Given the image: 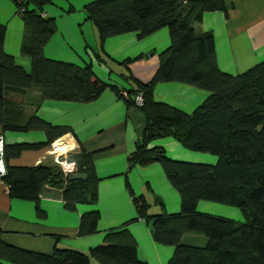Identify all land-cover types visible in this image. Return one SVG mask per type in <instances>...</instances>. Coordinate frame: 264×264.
Here are the masks:
<instances>
[{
	"label": "trees",
	"instance_id": "trees-1",
	"mask_svg": "<svg viewBox=\"0 0 264 264\" xmlns=\"http://www.w3.org/2000/svg\"><path fill=\"white\" fill-rule=\"evenodd\" d=\"M53 0H21L18 15L24 23L21 55L31 60L27 72L5 51L6 27L0 25V127L2 131H41L43 144H15L5 148L7 175L3 178L12 198L37 203L45 187L64 191L65 207L74 211L79 203H98V182L94 154L82 149L71 156L78 172L87 180L66 178L60 165L14 167L9 162L24 151L41 150L74 130L54 126L38 116L20 123L15 117V99L27 90L40 91L43 100L91 103L108 87L96 79L91 66L51 60L45 48L57 31L52 18L43 17ZM85 11L99 31L101 47L111 37L138 33L147 37L163 28L170 32L171 45L160 54V66L144 93L141 108L146 129L136 150L129 157V169L162 165L170 184L181 196V212L151 216L143 198L135 199L138 218L152 223L155 242L174 247L168 264H264V60L248 71L231 75L217 62L216 41L210 32L196 26L207 13H229L224 0H97ZM177 82L206 90L210 95L192 113L156 102L157 84ZM118 91V90H117ZM139 92L128 93V105H135ZM2 133V132H1ZM171 137L184 148L209 153L218 158L215 165L175 161L163 148H149L159 138ZM212 202L240 209L245 223L200 213V202ZM164 208L163 204H160ZM41 212V211H40ZM99 211L81 218L80 235L98 231ZM134 221V220H133ZM0 231V235H1ZM186 234L208 239L205 247L182 243ZM147 264L138 257V244L128 229L110 232L105 244L89 254L56 249L41 254L6 244L0 238V264Z\"/></svg>",
	"mask_w": 264,
	"mask_h": 264
},
{
	"label": "crops",
	"instance_id": "crops-1",
	"mask_svg": "<svg viewBox=\"0 0 264 264\" xmlns=\"http://www.w3.org/2000/svg\"><path fill=\"white\" fill-rule=\"evenodd\" d=\"M21 0H0V25L6 27L5 51L15 58L18 66L31 71V60L21 55L24 23L18 15ZM97 0H53L45 6L43 17L56 22L57 31L45 48L48 59L91 66L96 79L107 88L91 103L43 100L40 91L27 90L23 99H15V117L25 123L38 116L54 126L71 127L67 134L52 146L41 150L24 151L9 162L14 167L58 165L84 149L94 154L98 182V203H79L70 211L65 207L64 191L45 187L37 203L12 198L5 183H0V238L8 245L51 255L56 249L74 250L89 254L105 244L106 236L126 228L138 244V257L147 264H168L174 247L154 241L152 223L138 218L137 198H143L151 216L163 212H181V196L170 184L162 165L129 169V157L144 136L146 117L141 108L128 105L121 92H139L141 84H149L160 66V54L171 45L170 32L163 28L147 37L127 33L107 39L101 47L99 31L88 19L85 7ZM187 1V0H186ZM229 13H207L198 32H210L216 41L219 68L228 74L239 75L264 60V0H224ZM118 90V91H117ZM210 95L195 86L167 82L159 83L153 91L156 102L175 107L185 113L194 112ZM2 132V133H1ZM6 146L43 144L47 137L41 131H2ZM64 141V142H63ZM64 145H62V143ZM54 145L56 149L53 150ZM163 148L166 156L180 162L215 165L218 158L209 153L193 152L171 137L159 138L149 148ZM66 148L65 152H59ZM160 204L164 205V208ZM200 202V213L245 223L246 216L238 208ZM223 215L210 213L209 210ZM99 211L100 221L95 234L81 236L80 223L85 213ZM134 220V221H133ZM204 236L186 234L182 243L205 247ZM92 264H98L93 261Z\"/></svg>",
	"mask_w": 264,
	"mask_h": 264
},
{
	"label": "built area",
	"instance_id": "built-area-1",
	"mask_svg": "<svg viewBox=\"0 0 264 264\" xmlns=\"http://www.w3.org/2000/svg\"><path fill=\"white\" fill-rule=\"evenodd\" d=\"M121 95L125 98H128L127 92H121ZM135 105L137 107H142L144 104V93L139 92L134 98ZM5 148L6 142L2 134H0V183H4L3 178L7 175V163L5 160ZM61 170L63 171L66 178H69L72 174L78 172V166L75 162H70L68 159H64L59 162ZM6 189L9 190V186H6Z\"/></svg>",
	"mask_w": 264,
	"mask_h": 264
},
{
	"label": "water",
	"instance_id": "water-1",
	"mask_svg": "<svg viewBox=\"0 0 264 264\" xmlns=\"http://www.w3.org/2000/svg\"><path fill=\"white\" fill-rule=\"evenodd\" d=\"M71 179L76 181V180H83V181H86L87 180V175L86 174H83V173H75V174H72L71 176Z\"/></svg>",
	"mask_w": 264,
	"mask_h": 264
},
{
	"label": "rangeland",
	"instance_id": "rangeland-1",
	"mask_svg": "<svg viewBox=\"0 0 264 264\" xmlns=\"http://www.w3.org/2000/svg\"><path fill=\"white\" fill-rule=\"evenodd\" d=\"M63 142H64V141H63ZM63 142H61L62 145H64ZM54 149H56V146H55V145H54V147H53V150H54ZM60 161H61V160H60ZM58 165H59V164H58ZM204 202H205V201H204ZM209 203H211V202H209ZM214 204H216V203H214ZM217 206H220V205L218 204ZM222 206H225V205H222ZM227 207H228V206H227ZM230 208H232V207H230ZM197 209H198V208H197ZM209 212H210V213H213V214L223 215L222 212H220V211H216V210H214V209H213V210H209Z\"/></svg>",
	"mask_w": 264,
	"mask_h": 264
},
{
	"label": "bare ground",
	"instance_id": "bare-ground-1",
	"mask_svg": "<svg viewBox=\"0 0 264 264\" xmlns=\"http://www.w3.org/2000/svg\"><path fill=\"white\" fill-rule=\"evenodd\" d=\"M66 148L61 149L59 152H65Z\"/></svg>",
	"mask_w": 264,
	"mask_h": 264
}]
</instances>
